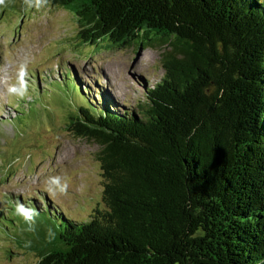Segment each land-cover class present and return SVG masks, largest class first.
I'll list each match as a JSON object with an SVG mask.
<instances>
[{
    "label": "trees",
    "instance_id": "trees-1",
    "mask_svg": "<svg viewBox=\"0 0 264 264\" xmlns=\"http://www.w3.org/2000/svg\"><path fill=\"white\" fill-rule=\"evenodd\" d=\"M47 2L84 45L164 47V73L131 109L70 115L99 146L105 208L78 220L42 199L19 243L38 264H264V0Z\"/></svg>",
    "mask_w": 264,
    "mask_h": 264
},
{
    "label": "rangeland",
    "instance_id": "rangeland-1",
    "mask_svg": "<svg viewBox=\"0 0 264 264\" xmlns=\"http://www.w3.org/2000/svg\"><path fill=\"white\" fill-rule=\"evenodd\" d=\"M78 30L72 13L48 2L39 10L23 0L0 6V264L39 262L19 243L30 233L15 212L17 201L32 207L33 200L41 212L48 199L78 220L105 208L99 146L67 130L70 115L90 101L131 109L145 102L144 91L164 73V47L119 48L110 40L84 45ZM25 58L29 89L20 99L7 95L6 87L16 82ZM57 175L68 182L67 195L48 194L45 181Z\"/></svg>",
    "mask_w": 264,
    "mask_h": 264
},
{
    "label": "clouds",
    "instance_id": "clouds-1",
    "mask_svg": "<svg viewBox=\"0 0 264 264\" xmlns=\"http://www.w3.org/2000/svg\"><path fill=\"white\" fill-rule=\"evenodd\" d=\"M24 5L31 9L35 7L39 10L41 7L47 4V0H23ZM6 4V0H0V6H4ZM28 60L25 58L24 61L20 63L19 69L16 74V82L12 84H8L6 87V93L9 96H16L20 99H24L28 96ZM48 185L46 189L50 196L57 195H67L68 192V182L66 179L61 176H52L48 177L45 181ZM15 212L18 216H20L24 223L27 225L26 231H35L36 226V218L39 215L37 209L33 207H29L26 204L17 201L15 206ZM55 233L50 228L49 229V237H54Z\"/></svg>",
    "mask_w": 264,
    "mask_h": 264
}]
</instances>
